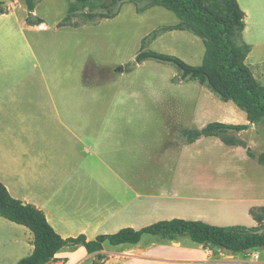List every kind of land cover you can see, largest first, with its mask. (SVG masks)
Segmentation results:
<instances>
[{
    "label": "crops",
    "instance_id": "1",
    "mask_svg": "<svg viewBox=\"0 0 264 264\" xmlns=\"http://www.w3.org/2000/svg\"><path fill=\"white\" fill-rule=\"evenodd\" d=\"M237 1L245 13L243 40L251 46L252 53L258 37L264 36V0ZM22 8L27 30L46 29L36 8L33 17L40 19V24H29L26 3ZM14 12L0 15L8 17ZM50 60L46 63L45 55L38 54V46L26 39L22 45L0 46V182L12 197L41 210L62 238L84 235L92 241L124 228L139 230L172 219L231 227L213 223L211 211L205 207L216 205L220 209L221 204H228L236 208L245 204L244 213H249L253 220V209L264 207H253L243 199L222 198L219 181L224 175L217 171L208 175L215 182L211 190H202L200 194L170 190L176 181L188 187L191 184L189 171L177 175L182 170L179 165L184 167L187 162L178 156L186 148L193 150L189 161L198 164L205 162V158L198 156L205 145H224L231 157L245 152L249 160L261 165V153L253 151L258 145L255 137L259 126L247 121L243 124L248 126L247 130L200 136L193 142H189V132L202 131L205 126H178L170 141L171 148L175 145L170 154L149 157L141 165L137 126L94 124L91 102L87 107L71 78L61 76L59 60ZM244 136H251L250 140ZM155 163L157 166L151 168ZM183 237L167 240L146 234L137 244L110 248L105 242L100 252L102 260L81 245L64 247L47 264H208L214 255L212 249L194 242L206 258L205 254L186 252ZM33 242L34 235L27 227L0 218V264H18L33 253Z\"/></svg>",
    "mask_w": 264,
    "mask_h": 264
},
{
    "label": "rangeland",
    "instance_id": "2",
    "mask_svg": "<svg viewBox=\"0 0 264 264\" xmlns=\"http://www.w3.org/2000/svg\"><path fill=\"white\" fill-rule=\"evenodd\" d=\"M111 1L94 0L92 19L85 16V13L90 12V7L83 9L80 5L77 14L66 19L70 1L40 0L36 15L44 20L46 29L35 32L27 30L24 24L26 13L22 6L25 0H11L2 6L6 12H16L8 17L0 15V46L22 45L26 39L38 46V54L45 55L46 63L53 58L59 60L61 76L71 78L79 97L83 102L86 100L87 107L91 102L94 124L137 126L135 136L140 139L138 150L141 165L149 157L162 158L170 154L169 150L175 147L171 148L170 141L177 134L178 126L202 127L212 122L247 123L245 112L234 103L223 102L196 81H182L174 66L154 60L135 66V58L142 48L176 56L193 66L202 64L205 47L200 38L189 31H170L165 34L160 31L164 26H174L179 22L174 13L158 6L149 12L139 13L136 3L144 7L151 0H134L122 4L115 18L100 17L99 14L107 12L101 5ZM118 9L114 7L112 12ZM155 33L159 34L154 37ZM246 64L256 81L264 86V36L258 37L255 50L248 56ZM256 135L258 145L253 151L262 155V125H259ZM249 137L244 136L246 140H250ZM227 149L224 145H205L204 151L198 155L205 158V162L198 164L189 161L193 157V150L186 148L178 155L186 158L187 162L184 167L183 164L179 165L182 170L177 175L189 171L191 184L189 182L188 187L176 181L170 190L183 194L188 191L200 194L204 192L202 190H211L215 182L208 175L217 171L224 175L219 181L222 198L243 199L247 203L251 202L253 207L264 206V167L249 160L245 152L231 157ZM194 176L199 177V180L193 181ZM244 205L231 208L228 204H221L220 209L211 205L205 209L211 211L210 220L213 223L264 229V220L257 224L249 213H244ZM190 206L200 208L199 205ZM253 211L264 218V207ZM107 245L110 248V244ZM182 245L186 252L205 254L188 237L182 238ZM212 251L214 255L208 264H264V249L241 254Z\"/></svg>",
    "mask_w": 264,
    "mask_h": 264
},
{
    "label": "trees",
    "instance_id": "3",
    "mask_svg": "<svg viewBox=\"0 0 264 264\" xmlns=\"http://www.w3.org/2000/svg\"><path fill=\"white\" fill-rule=\"evenodd\" d=\"M39 0H25L29 16V24H40L42 21L33 17V12ZM66 19H71L79 11L90 7L85 13L89 19L94 18L92 5L94 0H68ZM134 0H112L101 5L105 14H99L106 19L115 18L124 3ZM77 4V5H76ZM162 7L174 13L179 23L174 26H164L160 31H189L203 41L205 54L201 65L193 66L182 59L161 54L153 50L141 49L135 58L136 64L154 60L174 66L182 81H196L204 86L223 102H232L245 112L247 121L264 127V86L255 79L246 60L251 53V46L243 40L245 29V13L237 0H151L144 7L136 3L137 12L143 13L152 7ZM119 9L112 12V8ZM5 12L0 2V14ZM226 18V19H225ZM160 33V32H159ZM153 36L155 37L157 34ZM146 42V38L143 40ZM247 125H233L221 122L207 124L202 131H190L189 142L200 136H216L227 132L247 130ZM232 144L231 142H227ZM258 162L264 166V154L258 157ZM257 223L264 218L251 212ZM0 218L27 227L34 235V251L23 258L18 264H47L54 260L64 247L83 246L89 254H98L103 244L112 246L137 244L143 235L160 236L163 239L175 240L180 236L189 237L193 242L214 250L227 251L232 254L249 253L264 249V229L261 227L212 226L202 221L172 219L160 221L142 229L124 228L115 234L100 235L95 240L88 241L86 236L64 239L49 224L45 214L32 204L12 197L7 188L0 182ZM97 264V263H94Z\"/></svg>",
    "mask_w": 264,
    "mask_h": 264
},
{
    "label": "water",
    "instance_id": "4",
    "mask_svg": "<svg viewBox=\"0 0 264 264\" xmlns=\"http://www.w3.org/2000/svg\"><path fill=\"white\" fill-rule=\"evenodd\" d=\"M250 125H253L252 123H250ZM98 261H100V260H98Z\"/></svg>",
    "mask_w": 264,
    "mask_h": 264
}]
</instances>
